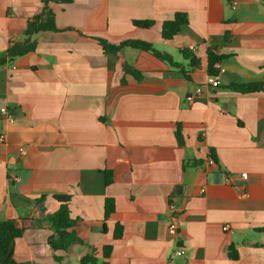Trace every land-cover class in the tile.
<instances>
[{
  "label": "crops",
  "instance_id": "1",
  "mask_svg": "<svg viewBox=\"0 0 264 264\" xmlns=\"http://www.w3.org/2000/svg\"><path fill=\"white\" fill-rule=\"evenodd\" d=\"M237 1L235 9L230 0L54 5L61 31L39 33L34 52L0 65V223L25 229L15 240L16 263L79 264L94 253L101 264L111 245L110 264H264V91L231 89L264 84V0ZM42 6V0H0V59L24 39ZM177 12L189 24L164 40L163 22ZM143 20L155 24H133ZM95 39L151 43L180 68L129 47L105 53ZM210 48L227 56L218 67L223 86L189 102L209 76ZM181 49L200 66L191 69ZM126 64L143 78L126 74ZM55 196L71 197V217L79 219L85 242L68 252L49 245L55 232L46 219L60 206ZM108 198L115 212L106 219ZM170 202L180 212L174 238ZM232 246L237 260L229 257Z\"/></svg>",
  "mask_w": 264,
  "mask_h": 264
},
{
  "label": "trees",
  "instance_id": "2",
  "mask_svg": "<svg viewBox=\"0 0 264 264\" xmlns=\"http://www.w3.org/2000/svg\"><path fill=\"white\" fill-rule=\"evenodd\" d=\"M73 0H42L41 11L32 17L27 24V28L24 32V39L19 42H15L11 45L7 51V55L0 59V65L5 64L8 60L12 61L18 57L25 56L36 50L37 40L35 36L42 32L52 31L60 32L56 25V16L53 11L54 5L71 4ZM133 24L137 27L150 29L154 26L155 21L143 20L133 21ZM189 24L188 15L184 12H177L172 20L163 22L162 25V37L164 40H173L181 30ZM102 46L105 53H113L119 55L124 48H133L141 51H145L154 55L157 59L167 63L174 69H179L180 65L176 63L173 57L165 52L159 51L154 48L151 43L141 40H127L120 44H112L104 39H95ZM181 54L186 60L190 61L191 69H196L200 66V60L193 54L191 50L181 49ZM227 58L226 55L220 53L219 48L208 49V73L209 75H218V67L223 60ZM126 74L132 75L136 80L143 78L142 73L137 71L130 65L124 66ZM183 74L189 79L186 72ZM231 89L242 93H252L264 91V84H246V85H232ZM177 141L179 145L185 144V137L181 126L176 132ZM113 182V173H106V184ZM55 199L59 202V209L50 215L46 220L50 223L51 228L55 234L49 238V245L54 251L68 252L75 244L85 245L84 240L78 235L77 227L79 219L72 218L69 209L70 196H55ZM115 212V201L111 198L106 199L105 202V218L108 219L110 215ZM25 232V229L18 227L15 221H5L0 223V264H18L13 260V250L15 240L21 237ZM123 235V228L121 225H117L115 229V239H120ZM113 247L106 246L103 249V261L101 264H110L109 258L111 256ZM229 257L233 260H237L239 254L237 250L232 246L229 249ZM55 259L62 263V258L56 256ZM99 258L93 254H87L83 256L79 264H99Z\"/></svg>",
  "mask_w": 264,
  "mask_h": 264
},
{
  "label": "built area",
  "instance_id": "3",
  "mask_svg": "<svg viewBox=\"0 0 264 264\" xmlns=\"http://www.w3.org/2000/svg\"><path fill=\"white\" fill-rule=\"evenodd\" d=\"M231 2V5L233 6V9H235L238 5V1L237 0H230ZM223 86V82L222 80L217 76V75H209L207 77V80H206V83H205V86H199L195 89V93L194 95L192 96H189L187 98V100L189 102H192L196 97L200 96L203 91L206 89V88H210V89H219ZM1 115L2 116H5L11 123L14 122V118L13 116L10 114V112L6 109V108H3L1 109ZM1 141H4L5 140V137L2 136L0 138ZM20 153L21 154H24L25 153V150L23 148L20 149ZM13 181L14 182H17L19 181V177L17 176H13ZM242 178L245 180H247L248 178V174H242ZM228 183L229 184H232L233 183V180L231 178H228ZM169 215H170V224H169V228H168V233L169 235L174 238L176 237L177 235V232H178V222H179V218H180V212L178 210V207L176 206V204L170 202L169 203ZM224 230L225 231H230V226L229 225H225L224 226Z\"/></svg>",
  "mask_w": 264,
  "mask_h": 264
}]
</instances>
